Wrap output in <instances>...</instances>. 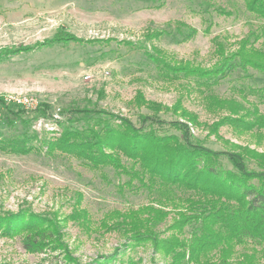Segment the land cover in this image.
Masks as SVG:
<instances>
[{
	"label": "rangeland",
	"instance_id": "374dc122",
	"mask_svg": "<svg viewBox=\"0 0 264 264\" xmlns=\"http://www.w3.org/2000/svg\"><path fill=\"white\" fill-rule=\"evenodd\" d=\"M178 21L196 28L198 34L181 42L183 34L173 28ZM262 26L264 21L251 14L243 0H0V52L43 43L60 28L85 41L46 46L0 63V98L15 105L12 112L16 105L25 111L18 119L0 107V139L25 133H37L39 140L58 138L70 123L82 125L83 121L77 120L81 116L69 113L76 108L104 109L137 122L141 114L149 113L145 107L132 106L137 92H142L149 101L170 109L179 102L196 114L203 126H191V131L205 146L216 151L249 147L264 153V129L240 133L226 125L214 135L206 128L229 115L233 102L246 108L256 105L264 113V99L242 96L243 89L264 88V74L233 67L211 88L193 79L167 82L138 48L148 45L144 40L147 31H172L154 44L175 62L211 68L218 61L217 40L228 52L234 51L250 31ZM86 75H91L90 80ZM213 98L220 104H214ZM23 99L32 105H24L20 101ZM42 105L49 106L47 116H35ZM161 117L169 122L184 121L173 109ZM161 132L180 134L171 125L163 126ZM249 166L258 169L250 161ZM125 181V176L111 168L89 167L61 151L48 155L44 148L17 155L0 150V213L24 208L55 215L63 243L80 264L95 263L107 256H114L109 264H170V259L152 244L135 246L123 231L105 226L117 222L116 216H111L113 212L136 209L151 201L145 190L122 187ZM170 209L172 214L158 227L165 236L176 213ZM58 254L29 252L22 236L0 233V264H63L55 257ZM211 257L207 264H264V245H236L224 263L218 251Z\"/></svg>",
	"mask_w": 264,
	"mask_h": 264
},
{
	"label": "trees",
	"instance_id": "16d2710c",
	"mask_svg": "<svg viewBox=\"0 0 264 264\" xmlns=\"http://www.w3.org/2000/svg\"><path fill=\"white\" fill-rule=\"evenodd\" d=\"M243 1L251 14L264 21V0ZM215 10L227 14L220 8ZM173 28L184 35L181 42L198 34L196 28L181 21L175 22ZM172 34L168 30L147 31L144 40L148 45L138 46L167 82L193 79L199 85L211 88L218 85L233 67L264 74V26L250 31L234 51L228 52L217 40L218 61L211 68L175 62L154 44ZM261 39L263 41L257 47L256 43ZM70 43L84 44L85 41L60 28L43 43L20 45L0 52V63L46 46ZM124 43L134 45L130 41ZM242 92L243 99L249 94L264 99V88H248ZM213 99L214 104H220L219 100ZM132 104L139 109L145 107L149 113L141 114L134 122L104 109L76 108L69 113L81 116L77 119L83 121L81 126L72 122L55 139L39 140L37 133L2 138L0 150L17 155L44 148L48 155L61 151L77 157L89 167L111 168L119 176H125L122 187L131 191L145 190L151 201L136 209L113 212L111 216H116L117 222L110 227L105 223V226L109 230L123 231L129 243L135 246L152 244L158 253L170 259V264H207L213 258V251H218L224 263L232 256L236 245L249 242L264 245V153L249 147L216 151L196 141L191 126L203 124L179 102L172 109L180 112L184 121L174 122L161 117L162 113L172 109L147 100L142 92H137ZM13 106L0 98V107L12 112ZM48 110V105H42L34 113L35 116H47ZM12 114L22 119L25 111L16 105ZM10 124L13 126L14 122L10 121ZM165 125H171L180 134L162 133L161 128ZM226 125L240 133L264 129V113L256 105L246 108L233 102L229 115L206 128L210 134L218 135ZM249 161L258 169L251 168ZM170 208L176 213L166 230L170 233L165 236L158 227L172 214ZM0 233L22 236L24 248L29 252H59L55 257L63 260V264H80L63 243L59 221L53 214H37L24 208L16 213H0ZM113 259L114 256H107L90 264H109Z\"/></svg>",
	"mask_w": 264,
	"mask_h": 264
},
{
	"label": "built area",
	"instance_id": "2783aa9c",
	"mask_svg": "<svg viewBox=\"0 0 264 264\" xmlns=\"http://www.w3.org/2000/svg\"><path fill=\"white\" fill-rule=\"evenodd\" d=\"M108 74V73H107ZM90 78H91V75H86L85 76V79L86 80H90ZM24 105H27V106H31L32 105V103H31V101H29L28 99H23V100H20Z\"/></svg>",
	"mask_w": 264,
	"mask_h": 264
}]
</instances>
